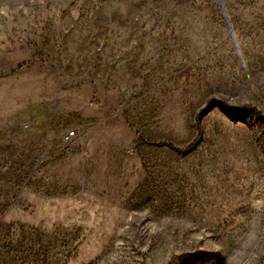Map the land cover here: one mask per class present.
<instances>
[{"label":"rangeland","instance_id":"rangeland-1","mask_svg":"<svg viewBox=\"0 0 264 264\" xmlns=\"http://www.w3.org/2000/svg\"><path fill=\"white\" fill-rule=\"evenodd\" d=\"M0 264H264V0H0Z\"/></svg>","mask_w":264,"mask_h":264},{"label":"built area","instance_id":"built-area-1","mask_svg":"<svg viewBox=\"0 0 264 264\" xmlns=\"http://www.w3.org/2000/svg\"><path fill=\"white\" fill-rule=\"evenodd\" d=\"M75 134V131H70L68 134H67V138H70L71 136H73Z\"/></svg>","mask_w":264,"mask_h":264},{"label":"trees","instance_id":"trees-1","mask_svg":"<svg viewBox=\"0 0 264 264\" xmlns=\"http://www.w3.org/2000/svg\"><path fill=\"white\" fill-rule=\"evenodd\" d=\"M247 108L251 109L252 110V107L251 106H247Z\"/></svg>","mask_w":264,"mask_h":264}]
</instances>
